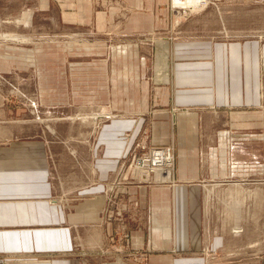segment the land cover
I'll return each mask as SVG.
<instances>
[{"label": "crops", "instance_id": "obj_1", "mask_svg": "<svg viewBox=\"0 0 264 264\" xmlns=\"http://www.w3.org/2000/svg\"><path fill=\"white\" fill-rule=\"evenodd\" d=\"M14 1L0 0V31L33 45H0V75H31L39 105L58 115L45 121L51 135L0 131V264H204L193 255L224 241L205 223V183L264 180V42L155 37L149 68L138 37L169 29V0H116L132 10L123 25L107 0ZM46 17L68 35L93 26L124 39H55ZM61 122L73 130L62 143ZM150 124L152 145L175 147L176 185L118 183ZM242 264H264V254Z\"/></svg>", "mask_w": 264, "mask_h": 264}, {"label": "rangeland", "instance_id": "obj_2", "mask_svg": "<svg viewBox=\"0 0 264 264\" xmlns=\"http://www.w3.org/2000/svg\"><path fill=\"white\" fill-rule=\"evenodd\" d=\"M8 2L9 0H1V5ZM34 2L35 0L29 1L28 6ZM201 2L199 7L188 5L187 8H179L173 4V0H169V29L138 37L147 56L149 68H151L152 63L151 48L155 37L168 39L172 43L197 39L231 42L255 39L264 42V0H201ZM15 4L23 7L21 0L14 1L13 8H15ZM107 4H111L110 6L118 5L121 8V12L115 17V22L123 25L128 20L132 10L116 2V0L113 2L107 0ZM99 5L104 4L100 2ZM43 20L48 21L45 25L47 30H55V39L58 37L65 40L77 39V42L81 44L94 42V39L102 36L95 31L93 32V26L80 28V31H77L75 35H68L64 33L66 29L61 23H54L50 17L43 18ZM111 34L112 32H108L102 36L108 35L110 45H113L115 41L124 39L122 33H118L117 38ZM73 36L76 37L73 38ZM32 40L10 31H0V45L32 47ZM35 40L42 39L37 37ZM38 100L39 97L31 75L28 76L23 72L6 77L0 75V131L6 128L7 135L12 137L48 135L49 129L45 121L49 118L55 119L58 114H55V110L43 109ZM8 109L14 110L15 114H9ZM19 109L25 112L19 115L16 112ZM76 110L78 111V108ZM70 114L76 115L77 113H65L64 115ZM59 117H63V115H59ZM80 122L77 121L74 124L75 131L85 130L84 123ZM151 127L152 124L143 132L144 137L142 135V140L136 145L135 151L133 150L134 154L121 161V169L117 173L121 180H118V183L162 187L176 185V181L173 179L176 169L175 147L173 144L168 146L152 145L150 139H147L148 133H151ZM55 128L60 134V140L64 138L61 143L65 142V139H69V133L73 131L68 122L56 123ZM67 134L69 135L67 136ZM49 135L51 134L49 133ZM1 138V141L5 140L3 136ZM59 142L56 140V143ZM55 147L57 146L55 145ZM156 150L168 151L172 156L173 163L167 169H173L172 182L174 184L172 182L169 184L157 182L154 173H151L152 178L149 179L150 176H146V174L152 172L151 170H144L146 172L143 175L141 171L137 172L142 177L132 172L136 165H139L136 171L142 170L144 161L149 159ZM66 162L71 163L69 160ZM110 184L109 187L112 190H110L109 196H112V191L117 184L114 181H111ZM206 185L208 186L205 223L211 231L219 233V237L224 238V241L217 252H209V250L203 249L202 252L193 255V257L204 258V264H233L234 262L242 264L245 260L249 261L251 257L258 259L260 254H264V180L252 177L246 180L235 179L229 182L205 183ZM128 206L125 201L118 205L121 215L115 240L120 244L128 241V229L124 223L125 213L130 212ZM81 254H84V250H81ZM99 254H107V251L105 250L103 253L101 251ZM115 254H117L116 251ZM130 258L134 259L135 257L131 256ZM142 258L143 254L139 255V259L142 260Z\"/></svg>", "mask_w": 264, "mask_h": 264}, {"label": "bare ground", "instance_id": "obj_3", "mask_svg": "<svg viewBox=\"0 0 264 264\" xmlns=\"http://www.w3.org/2000/svg\"><path fill=\"white\" fill-rule=\"evenodd\" d=\"M200 2H201V0H173V4L179 8H187V7H189L188 5H190L191 7H199V6H201V3H202V2L201 3ZM156 155L159 157L157 159L154 158V160H153L154 166H158L157 168H153L154 169L153 172L155 175L154 178L159 183L169 184L172 182L171 177H172L173 169L163 168L164 164L169 165V164H166L167 158L164 156V153L161 152V153H158ZM135 174L137 176L142 177V175H138L137 172ZM149 175H150V173H149ZM151 178H152V176L150 175L149 179H151Z\"/></svg>", "mask_w": 264, "mask_h": 264}, {"label": "built area", "instance_id": "obj_4", "mask_svg": "<svg viewBox=\"0 0 264 264\" xmlns=\"http://www.w3.org/2000/svg\"><path fill=\"white\" fill-rule=\"evenodd\" d=\"M164 153V156L167 158V163L166 164H169V165H171L172 163H173V160H172V156L170 155V153L168 152V151H163V150H156V151H154L152 154H151V157L149 158V159H147V160H145L144 161V165H143V167H142V170H138V171H136V169L139 167V165H136V166H134V169H133V171L132 172H142L143 174L146 172V171H144V170H151L152 172H147L148 174H146V176H150L151 175V173H154L153 172V168H157L158 166H154V163H153V160H154V158H158L159 156H157L156 154H158V153ZM134 154V153H133ZM169 165H165L164 164V166H163V168H165V169H167L168 167H169ZM149 173H150V175H149ZM142 174V175H143ZM111 200V199H110Z\"/></svg>", "mask_w": 264, "mask_h": 264}]
</instances>
